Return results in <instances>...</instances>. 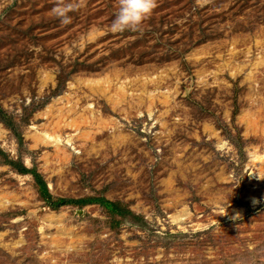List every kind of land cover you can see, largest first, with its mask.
<instances>
[{"label":"rangeland","instance_id":"374dc122","mask_svg":"<svg viewBox=\"0 0 264 264\" xmlns=\"http://www.w3.org/2000/svg\"><path fill=\"white\" fill-rule=\"evenodd\" d=\"M76 2L0 0V264H264V0Z\"/></svg>","mask_w":264,"mask_h":264},{"label":"clouds","instance_id":"9594fccd","mask_svg":"<svg viewBox=\"0 0 264 264\" xmlns=\"http://www.w3.org/2000/svg\"><path fill=\"white\" fill-rule=\"evenodd\" d=\"M155 2L156 0H118V9L108 25V30L113 33L125 30H141L144 21L155 7ZM77 7H79V4L76 0H56L55 5L51 9V14L61 24H68L71 22L69 13L76 10ZM260 178L262 177H257V179ZM252 202L256 203L255 199Z\"/></svg>","mask_w":264,"mask_h":264},{"label":"bare ground","instance_id":"6f19581e","mask_svg":"<svg viewBox=\"0 0 264 264\" xmlns=\"http://www.w3.org/2000/svg\"><path fill=\"white\" fill-rule=\"evenodd\" d=\"M90 82H92V83H96V82H98V80H95V79H91V80H89ZM108 81V80H107ZM71 125H73L72 124V122H71ZM42 134L40 135V139H42V140H44V141H59L60 140V134L58 133V132H50V131H48L47 129H44L42 132H41ZM36 137V136H35ZM66 143H72L71 142V137L69 136L67 139H66ZM0 203H3V200H0Z\"/></svg>","mask_w":264,"mask_h":264}]
</instances>
